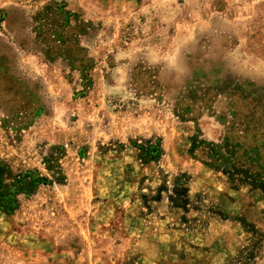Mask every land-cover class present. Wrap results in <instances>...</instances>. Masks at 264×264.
<instances>
[{
  "label": "rangeland",
  "instance_id": "1",
  "mask_svg": "<svg viewBox=\"0 0 264 264\" xmlns=\"http://www.w3.org/2000/svg\"><path fill=\"white\" fill-rule=\"evenodd\" d=\"M227 140L264 167V0H0V264H264Z\"/></svg>",
  "mask_w": 264,
  "mask_h": 264
},
{
  "label": "trees",
  "instance_id": "2",
  "mask_svg": "<svg viewBox=\"0 0 264 264\" xmlns=\"http://www.w3.org/2000/svg\"><path fill=\"white\" fill-rule=\"evenodd\" d=\"M201 143L206 144L204 142ZM239 144L240 143H238V145ZM206 147V149H208L207 155L209 159L207 164L215 170L228 175L238 184H248L253 188H258L264 183V167L249 162L245 156L239 155L236 150L241 148L240 145H236L234 148L227 140L220 144H206ZM195 148H197V142L193 140L191 151H194ZM140 150L145 159L157 161L161 156V145L153 141H147L140 147ZM254 150L259 156V149L256 148ZM181 185L185 186L186 183H182ZM184 193H186V189H184ZM257 234V232L253 231L254 237H256ZM257 249L258 242L254 241L250 246L245 248L241 252V255L231 264H256L254 260L257 257Z\"/></svg>",
  "mask_w": 264,
  "mask_h": 264
}]
</instances>
